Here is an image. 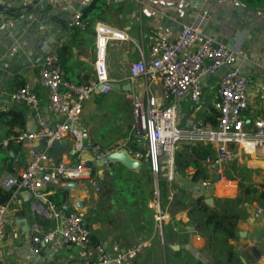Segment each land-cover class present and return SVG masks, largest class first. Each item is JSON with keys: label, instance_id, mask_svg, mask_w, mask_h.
I'll return each instance as SVG.
<instances>
[{"label": "crops", "instance_id": "crops-1", "mask_svg": "<svg viewBox=\"0 0 264 264\" xmlns=\"http://www.w3.org/2000/svg\"><path fill=\"white\" fill-rule=\"evenodd\" d=\"M33 1L15 0L10 7H0V206L8 205L4 237L0 242V264H80L83 248L78 246H48L39 255H31L29 238L49 231L61 221L52 216L47 202L35 199L30 191L14 192V189L3 186L4 180L17 176L29 160L30 151L14 137L20 132L34 133L38 130L33 113L22 103L13 101L10 93L23 85L32 88L39 98L43 121L53 126L61 118L48 111L45 92L39 84L38 63L43 56L60 45L59 61L63 77L74 84H86L93 81L95 75L92 24L102 22L125 31L129 39L111 42L106 50L110 83L124 86L125 90L111 89L108 94L92 95L83 104L80 127L86 138L106 151L120 148L131 152V155L141 152L143 139L132 133L134 123L130 100L132 97L140 98L142 93L129 78V65L141 54L145 60L148 58L150 34L163 27L177 32L183 25L191 23L194 15L202 10L209 17L203 28L206 37L213 39L214 44L238 48L248 55V60L236 59L235 64L249 79L247 95L250 104L242 112V117L246 127L252 128L254 120L264 121V0H122L118 4H108L105 0H47V6L38 11L29 8ZM92 6H97L94 12L84 16L88 22L87 29L79 31L70 26L75 11L83 14L84 9ZM134 12L138 13L140 23L130 18ZM226 70L223 68L200 81V104L209 109V115L199 108L200 105H192L187 98L179 101L178 118L183 130L189 128L196 119L194 116L202 118L203 122L209 117H214L215 121V92ZM205 123L215 125L216 121L215 124ZM128 138L131 141L127 142ZM65 142L66 149L55 151L53 162H89L99 190L95 191L86 182H75L48 185L41 193L60 215L75 213L85 217L92 246L115 244L126 248L141 241L147 242L149 246L131 264H237V260L240 264H264L261 259L264 216L253 218L256 209L264 204H245L243 211L246 216L237 220L236 229L250 241L248 248L239 247L238 252L231 248L221 254L220 240L210 237L215 236L210 233L213 232L210 229L212 225L204 224L210 230L205 233L201 229L203 224L190 222L188 209L183 207L188 195L211 194L212 199L218 196L215 192L219 188L213 182L214 175L208 173L203 165L204 177L193 180L191 168L182 173L176 172L174 155L170 170L169 161H164L159 180L156 186L153 185V202L145 209L141 201L135 200V193L128 184L142 178L144 167L149 172L145 162L141 161L137 171H131L118 163H102L86 150L75 152L71 137H67ZM182 145L188 147L181 142L177 149ZM40 150H46L50 156L48 147ZM234 163L236 167L246 163V168L255 167V163L264 171V160L257 156L252 160L243 157L227 164L233 166ZM224 168L221 170L222 177ZM115 172L121 173L118 175L120 179ZM168 173L171 174L170 180L167 179ZM248 175H252V182H258L255 175ZM223 183L228 186L230 182L224 180ZM159 190L166 194L163 208L159 202ZM156 192L159 209L164 214L161 225L154 218ZM51 196H55L61 206L52 204L49 200ZM224 244H230L228 239ZM253 249L258 251V258L252 254Z\"/></svg>", "mask_w": 264, "mask_h": 264}, {"label": "built area", "instance_id": "built-area-1", "mask_svg": "<svg viewBox=\"0 0 264 264\" xmlns=\"http://www.w3.org/2000/svg\"><path fill=\"white\" fill-rule=\"evenodd\" d=\"M14 1L0 0V7H10ZM105 2L118 4L122 0ZM130 18L140 23L138 13H132ZM208 19L207 12L201 10L194 15L191 23L183 25L177 32L166 27L157 29L148 37V58L145 60L141 54L139 59L129 65V78L140 87L136 88L142 93L140 98L132 97L130 105L134 123L132 133L143 139V150L132 155L129 151L128 154L133 159L145 162L154 178L161 172L164 161H169L170 170L174 152L181 142L189 147L188 152L196 144L209 147L210 152L201 163L208 173L218 176L216 181L222 180L221 170L229 161L241 160L243 157L252 160L253 154L264 157V121L256 119L253 127L249 128L242 117V112L250 104L247 95L249 79L235 61L248 60V55L238 48L214 44L213 39L206 37L203 28ZM70 26L79 31L88 28L81 11L73 13ZM91 28L94 36L93 81L74 84L63 77L59 61L60 45L52 48L38 63V80L45 92L47 109L53 116L61 118L60 121L53 126L43 121L39 98L29 86H19L10 93L13 101L22 103L33 113L38 130L34 133L20 132L14 137L30 151L29 160L25 169L17 176L4 180L3 186L14 189V192L30 191L35 199L47 202L52 216L61 221L49 231L29 238L32 256L39 255L48 246H78L83 248L80 264H131L149 246L147 242L141 241L126 248L115 244L92 246L85 217L75 213L60 215L41 193L48 185L75 182H86L95 191L99 190L89 162L54 163L46 150L35 151L37 141L41 138L45 140V147H49L53 141L71 137L75 152L86 150L97 159L109 152L82 134L80 115L84 102L92 95H104L111 91L106 65L108 44L126 41L129 37L125 31L102 22L93 23ZM223 68L227 70L219 81L214 97L216 124L210 125L194 116L196 119L189 128L183 130L178 118L179 101L187 98L192 105H200L199 108L209 115V109L200 104V81ZM167 175L170 180L171 174ZM155 207L154 218L161 225L164 214L159 209L157 192ZM7 208L8 205L0 206V242L4 237ZM260 215L264 216V206L256 209L253 218ZM261 259L264 261V246Z\"/></svg>", "mask_w": 264, "mask_h": 264}, {"label": "rangeland", "instance_id": "rangeland-1", "mask_svg": "<svg viewBox=\"0 0 264 264\" xmlns=\"http://www.w3.org/2000/svg\"><path fill=\"white\" fill-rule=\"evenodd\" d=\"M107 129V128H104ZM141 148V147H139ZM139 151L142 150L138 149ZM142 152V151H141ZM247 166L246 163L242 164ZM145 166V165H144ZM245 166L239 168H246ZM248 174H253L258 178V182H252V175H248L245 179L244 172L242 169L234 170L233 166L229 164L225 165L224 170L222 171L223 180L218 181V190H216V198L212 199V195H202V196H190L188 195L183 201V207L187 208V213L189 214L190 222L197 223L199 225L203 224L201 228L205 233H209L210 230L204 226V222L208 220L213 221H222L223 228L218 231V229L213 232L215 236L210 235V237L220 240V251L221 254L223 250L226 249H235L238 252V248H248V243L250 241L249 237L240 238L238 235V229H236L237 220H243L246 216V213L243 211L245 204L256 203L257 205L264 204V201L253 200V196L244 197L239 189L235 187L237 183H243V185L258 187L259 190L264 191V188L260 187L264 185V174L258 166L246 168ZM115 174L121 175L120 172H115ZM227 174L232 175L233 179H227ZM118 179H120L118 177ZM159 180V176L154 178L144 167V173L142 178L128 183L130 188L135 193V200L141 201L142 208L147 209V204L153 202L154 199V189L155 181ZM226 180L229 183L228 186L222 187V182ZM251 181V183H250ZM156 186V185H155ZM238 186V185H237ZM236 188V189H235ZM227 191V192H226ZM229 192V193H228ZM232 194V195H231ZM216 199V200H215ZM159 202L161 208L165 205L166 194L159 190ZM211 200V201H210ZM214 200V201H213ZM214 202V203H213ZM148 213V211H145ZM144 212V213H145ZM228 239L230 242L229 245H225L224 241ZM248 253V250H247Z\"/></svg>", "mask_w": 264, "mask_h": 264}, {"label": "trees", "instance_id": "trees-1", "mask_svg": "<svg viewBox=\"0 0 264 264\" xmlns=\"http://www.w3.org/2000/svg\"><path fill=\"white\" fill-rule=\"evenodd\" d=\"M95 7H97V6H95ZM95 7L92 6L90 8L84 9L83 10V17L84 16L87 17L88 15L92 14V12H94L93 10ZM206 121H208L211 124H215L214 117H209V118L205 119V122ZM187 148L188 147L182 145V147H180V149H177L174 153V167H175L176 172L182 173L185 170H188L189 168H191V169H193V175H192L193 180H197L200 177H204L205 171L201 167V165H202L201 161L210 152L209 147L203 146V145H195V146L190 147L189 152L186 151ZM233 169L234 170L242 169V171L244 172V176L248 174V170L246 168L236 167L235 163L233 165ZM226 178L230 179V180L233 179V177L230 174H227ZM237 185H238L237 188L239 189L240 193L244 197L253 196V198H254L253 200L264 201V191L259 190L258 187H254V186H250V185L249 186L243 185V183H238ZM260 188L263 189L264 185H262ZM49 200L55 206H61V204L59 205V202L56 201L55 196H51L49 198ZM205 225L206 226L212 225L210 227V229L213 232H215L217 229L219 231L220 229L223 228V222L222 221H217V220L210 221V220H208V218L205 221ZM213 232H210V233L214 235ZM236 262H237V264H240L238 260Z\"/></svg>", "mask_w": 264, "mask_h": 264}, {"label": "water", "instance_id": "water-1", "mask_svg": "<svg viewBox=\"0 0 264 264\" xmlns=\"http://www.w3.org/2000/svg\"><path fill=\"white\" fill-rule=\"evenodd\" d=\"M46 1L47 0H35L32 2L29 8H33L35 11H38L39 9H44L47 6ZM109 86L112 90H125L124 86H120L115 83H109ZM127 87L129 88V84L127 85ZM37 145L38 147H36L35 151L45 148L44 138L39 139ZM48 148L50 150V157L52 159H55V151L66 149L65 139L53 141ZM100 160L102 163L106 164L118 163L131 171H137L141 165V162L139 160L133 159L132 157H130L126 150L120 148H115L114 150L109 151ZM217 179L218 176H214L213 182L215 183ZM238 234L240 237H245V234L243 232H239ZM252 254L255 258H258L259 253L256 249L252 250Z\"/></svg>", "mask_w": 264, "mask_h": 264}, {"label": "bare ground", "instance_id": "bare-ground-1", "mask_svg": "<svg viewBox=\"0 0 264 264\" xmlns=\"http://www.w3.org/2000/svg\"><path fill=\"white\" fill-rule=\"evenodd\" d=\"M256 156L259 157V158H261L262 160H264V157H262V156H259V155H256V154H253V155H252V157H256ZM215 184H216V186H218V181H216ZM226 184H227V183H223L222 186H223V187H226Z\"/></svg>", "mask_w": 264, "mask_h": 264}]
</instances>
